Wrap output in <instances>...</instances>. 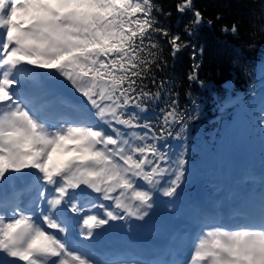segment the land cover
<instances>
[{
  "label": "snow or ice",
  "instance_id": "6c2138e0",
  "mask_svg": "<svg viewBox=\"0 0 264 264\" xmlns=\"http://www.w3.org/2000/svg\"><path fill=\"white\" fill-rule=\"evenodd\" d=\"M176 10L191 12L188 36L213 23L194 0ZM154 11H163L154 0H0V191L32 180L27 204L19 193L0 198V264H98L69 239L71 222L91 240L111 221L149 218L157 194L179 196L188 160L183 152L173 159L162 142L182 138L194 117L172 99L153 123L147 114L165 81L156 92L145 81L157 84L151 74L161 67L155 34L168 38L173 56L188 45ZM222 30L236 35L239 25ZM199 67L188 79H198ZM36 69L63 78L64 94H80L89 118L54 117V94L37 103L40 93L28 91ZM171 264H264V211L202 231Z\"/></svg>",
  "mask_w": 264,
  "mask_h": 264
},
{
  "label": "trees",
  "instance_id": "16d2710c",
  "mask_svg": "<svg viewBox=\"0 0 264 264\" xmlns=\"http://www.w3.org/2000/svg\"><path fill=\"white\" fill-rule=\"evenodd\" d=\"M154 2L157 9L163 10L153 13L159 26L167 29L170 35H180L188 47L181 48L173 56L168 38L154 35L160 45L161 67L159 70L154 68L151 74L155 76L157 84H152L151 80H146L145 83L152 92L158 90L161 80L165 84L159 100L152 102L147 115L153 123H157L159 110L170 100L176 99L179 103L178 110L194 118L188 121L182 138L169 137L162 143L180 142L173 159L183 152L188 162L195 166H212L224 171L232 165L224 162L219 165L211 160L206 163V154H199L193 148L200 145L204 148V144L214 151V155L217 150L218 155L224 159V153H232L235 147L230 142L216 149L215 141L224 142L221 135L226 127L238 130L239 125L244 128L241 116L246 117L242 109L250 119L252 113H248V108L256 105L253 99L255 90L258 79L264 75V0H194V8L202 11L206 21L212 20L213 23L193 26L194 34L191 36L187 35L185 29L192 20V15L190 11L182 14L176 10L180 0ZM234 22L239 25L236 35L222 30L224 26H230ZM195 63L200 65L196 70L198 79L190 80L188 77L193 72ZM199 81H204V86ZM176 129H179L178 125ZM262 135L264 132L259 131L255 137ZM249 155L260 159L261 154L254 149H246L242 156L245 158ZM244 158L243 164L246 165ZM159 211V214L163 213L161 209Z\"/></svg>",
  "mask_w": 264,
  "mask_h": 264
},
{
  "label": "rangeland",
  "instance_id": "374dc122",
  "mask_svg": "<svg viewBox=\"0 0 264 264\" xmlns=\"http://www.w3.org/2000/svg\"><path fill=\"white\" fill-rule=\"evenodd\" d=\"M39 70H41L45 76H41L38 81L39 74L35 73V79L28 81L29 94L33 91L40 93L36 96L37 103H41L51 96L53 90L60 86L58 82L63 81V78L47 74L42 69ZM44 83L45 85H43ZM76 94L80 96V94ZM253 99L255 100L256 105L253 108H248V113H252L250 119L245 115V112L242 109V112L246 117L244 118L241 116V120L244 122V128L239 127V125L237 126L239 128L238 130H236L235 127L233 129H231V127H226L221 135L224 142L217 143L218 140L215 141L217 143H215L216 149L224 147V144L232 142V145L235 147V150L233 149L232 153L225 152V158L222 159L223 157L218 155L217 150H215L216 155H214V151L208 146L205 147L204 144V148H202L201 145L193 148V151H198L199 154H206V163L211 160L213 163L219 165L224 162L225 164L228 163L232 166L225 168L224 171H219L212 166L199 167L198 165L195 166L191 162H188L186 165V181L176 199H164L159 195V198H156L157 206H155L152 215L144 221L136 220L134 218L122 221H111L110 225L95 230L93 236V240L96 241L95 243H98L100 248H104V251H108L107 255L119 254L130 250L131 254H136V261L144 264V257L141 254L154 252L156 260L152 258L145 264H157L158 261L168 264L164 262L163 257L170 255L167 254L162 256L166 246H169L166 249L170 252L178 250L170 256H175V258L172 259V261H175L182 255L181 252L184 254L186 249L187 252L189 251L192 244L202 231H207L208 229L219 226L212 223L214 224L213 226L203 228L204 223L200 222V219L203 220V218L199 215L196 209L198 204L206 203L208 206H211L210 210H204V216L215 214L218 217L220 216L219 211L225 210L228 207L229 210L226 216L231 218L230 223L232 228L237 225L236 221H251L249 218L260 217L261 212L264 210V201L258 199L257 196H264V193H262L264 191L260 190V187L258 186L260 182L257 179L260 177L259 180L264 182V135L255 137V134L259 131L264 132V127L260 124L261 112L262 109H264V75L258 79V87L255 90ZM54 106L56 107L53 108ZM52 109L51 114L54 117L60 114L65 116L69 114L72 119L75 118L74 120H80L87 119L90 116L86 104L82 102L80 105H74L68 100L57 98V100H52ZM258 111L260 113H258ZM255 112L257 113L255 114ZM226 121L228 120L226 119ZM227 124H229V122ZM249 125L251 127H249ZM179 144L180 142L166 144L170 146L168 149L170 156L174 155ZM246 149H254L257 152H260L262 156L260 155V159H254L253 155L244 158L242 155L245 154ZM200 158L203 157L201 156ZM243 158L246 159V165L243 164ZM210 181L213 182L210 184V187L204 186V183L208 185ZM31 182L32 180L30 177H24L19 181L11 182L7 189L0 194V198H10L13 194L19 193L20 199L24 203V193H27L25 194V199L31 195L27 190ZM197 186L201 189H197ZM244 189H248L247 192L252 191L250 199L246 201V203L243 202V207H237L236 196L233 192L235 190L241 191ZM203 192H205V194H203ZM236 192L238 194L237 197L240 198V192ZM253 192L258 193V195L255 197ZM258 200L261 207L256 204V202L258 203ZM105 203L109 205L111 204V202ZM158 207L164 210V217H160L156 212ZM95 212L101 213L102 210ZM222 219L223 218H219V220ZM194 232H196V234H194ZM179 233H182V237L178 235ZM77 235L80 236L79 234ZM82 239H84V237H82ZM175 241H178L181 246L177 247ZM84 246L85 248L88 247L91 251L94 249V245L90 243ZM79 250L82 251V248L79 247ZM137 254H140V257H138ZM145 257H148V255ZM93 258L98 264L100 262L103 263L104 261V259ZM124 264H133V261H126Z\"/></svg>",
  "mask_w": 264,
  "mask_h": 264
},
{
  "label": "bare ground",
  "instance_id": "6f19581e",
  "mask_svg": "<svg viewBox=\"0 0 264 264\" xmlns=\"http://www.w3.org/2000/svg\"><path fill=\"white\" fill-rule=\"evenodd\" d=\"M30 67V66H29ZM36 71V70H35ZM43 79H45V78H43ZM43 85H45V83L43 84ZM64 92H65V90L62 88V87H57L55 90H53V93H55V95L56 96H54V98L53 99H56V98H61V97H63V98H70L73 102H75V97H74V93L71 95V96H66L65 94H64ZM59 101V100H58ZM56 106H54L53 108H55ZM53 110V109H52ZM66 116H68L70 119H72L71 118V115H66ZM30 196L31 195H29V197H27V199H28V201H29V198H30ZM258 197V199H262L263 201H264V196H262V195H258L257 196ZM263 209H264V204H263ZM264 211V210H263ZM261 215V214H260ZM260 218V217H259ZM240 222H242V223H244V222H246L245 220H243V221H240ZM74 231H78L79 232V227L76 225V223H74V222H71V227H70V234H74ZM78 236V235H77ZM82 240H84V242H85V244H89L88 243V239H82ZM148 255V254H147ZM146 255V256H147ZM184 255H185V253H184ZM164 256V255H163ZM150 257H152V256H149L148 255V258H150ZM123 258H128V256H124ZM100 259H104V261H103V264L104 263H108V260L106 259V258H100ZM97 262V261H96ZM164 262H166V261H164Z\"/></svg>",
  "mask_w": 264,
  "mask_h": 264
}]
</instances>
